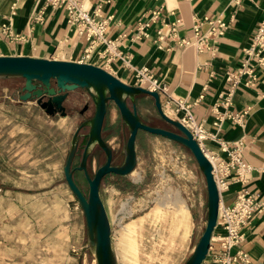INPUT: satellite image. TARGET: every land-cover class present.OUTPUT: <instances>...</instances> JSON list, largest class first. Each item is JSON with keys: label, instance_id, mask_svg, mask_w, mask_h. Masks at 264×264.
Segmentation results:
<instances>
[{"label": "crops", "instance_id": "obj_1", "mask_svg": "<svg viewBox=\"0 0 264 264\" xmlns=\"http://www.w3.org/2000/svg\"><path fill=\"white\" fill-rule=\"evenodd\" d=\"M85 4L94 6L95 0ZM154 10H161L159 19L146 29L147 38L136 40L138 22L148 21ZM104 12L112 15L105 35L108 39H120L116 46L120 56L107 60L92 55L85 60L86 42L67 24L64 8H52L42 0H0V56L88 63L130 86H135L133 70L146 67L154 78L167 84L175 101L190 106L195 122L213 136L201 141L206 152L226 159L216 140L226 142L230 148L233 142L244 141L242 157L253 170L246 184L230 183L221 193L220 203L232 206L243 188L257 192L264 201V69H255L257 78L253 86H244L246 77L240 78L229 106H223L219 99V94L229 87L225 80L227 72L240 68L246 58L244 50L264 24V0H112L104 6ZM205 16L221 17L228 24L224 35L217 39L213 54L198 53L193 46L179 47L169 37L164 38L161 48L157 47V30H163L164 23L180 19L179 36L191 40L193 18ZM4 27L11 35L3 32ZM206 29L204 25L202 31ZM11 81L14 80H0V91L8 99L1 107L17 102L14 95L7 96ZM18 102L35 106V114L30 118L32 127L25 134L4 129L0 124V257L9 256L13 264H94L86 250L84 216L80 207L73 206L75 198L63 174L73 135L70 131L77 117L68 113L48 115L34 100ZM149 103L154 108L149 96H136L140 118L141 110L149 113ZM73 106L71 102L68 108L73 111ZM108 111L111 126L115 116L111 109ZM228 115H241V123H235ZM4 116L0 111V120ZM172 116L178 119L183 112ZM221 116L223 119L215 127L214 121ZM165 128L172 130L170 126ZM184 207L188 218L183 224L176 222V226L187 238L172 245L170 264H184L202 233L197 236L195 214ZM218 233L220 230L216 229L213 235ZM244 236L241 247L251 264H264V212L253 216ZM125 261L135 264L137 252ZM141 263L139 260L138 264ZM202 264L219 263H214L208 252Z\"/></svg>", "mask_w": 264, "mask_h": 264}, {"label": "water", "instance_id": "obj_2", "mask_svg": "<svg viewBox=\"0 0 264 264\" xmlns=\"http://www.w3.org/2000/svg\"><path fill=\"white\" fill-rule=\"evenodd\" d=\"M22 79L24 81L19 101L34 100L46 114L66 115L64 103L70 92L83 90L89 96L93 114L83 120L75 129L68 148L63 167L65 182L75 198L84 216L86 228V250L94 264H117L112 244L111 225L100 197V182L108 175L127 176L136 165V140L139 132L162 137L184 147L193 157L206 189V219L204 229L198 238L190 256L184 264H202L205 260L213 235L220 203V196L212 175V166L203 154L199 144L191 133L178 120L168 117L160 102L158 93L142 87L127 85L106 70L88 63L60 61L55 59L33 58L29 56H0V80ZM143 94L153 100L154 108L160 120L172 130L152 127L143 123L136 111L135 98ZM109 103L117 109L122 123L128 130L123 148V162L120 166H111L112 148L104 141L101 132ZM84 107L80 114L84 112ZM86 128V142L78 166L73 161L79 147L80 130ZM94 147L104 154V163L90 177L86 162ZM81 171L87 183V193L76 184L73 173Z\"/></svg>", "mask_w": 264, "mask_h": 264}, {"label": "rangeland", "instance_id": "obj_3", "mask_svg": "<svg viewBox=\"0 0 264 264\" xmlns=\"http://www.w3.org/2000/svg\"><path fill=\"white\" fill-rule=\"evenodd\" d=\"M13 80L7 96L14 95L17 102L11 103V107H1V104L6 105L8 99L0 91V111L5 114L0 124L4 129L19 130L20 134H25V130L32 127L33 121L30 118H33L35 114V106L18 102L24 81L22 79ZM71 102H74L73 111L68 108ZM64 104L67 106V113L77 117L70 131L74 133L78 125L93 114L92 102L85 91L76 90L68 94ZM85 105L88 106L87 111L80 114L79 111ZM147 106L149 113L141 110V118L152 125L167 127V124L159 121L160 118L155 108H152L150 103ZM109 109L115 116V123L111 126L108 124L110 113L107 111V129L118 126L119 119L113 103L109 105ZM87 131L83 128L79 133L84 135ZM113 136L115 138H112ZM127 137L126 132L122 142H125ZM104 138L105 141L110 142L108 145L113 150L118 151L121 142L118 141L116 134H110L107 130ZM90 159L89 173L95 171L96 161L102 163L104 157L95 148ZM77 164L78 159L75 158L73 167ZM77 180L79 188L87 193V185L83 178L78 176ZM100 197L110 221L112 244L119 264H130L125 261L129 257L121 251L123 243L120 238L122 228L130 222L134 223L133 237L137 252L135 264H138L139 260L141 264H170L172 245L179 241L183 243L187 238L177 229L176 205H184L194 212L197 236L204 229L206 219L204 178L193 157L185 148L162 137L139 132L134 170L129 175L123 176L119 185L118 178L107 177L100 186ZM72 203L74 207H79L75 199ZM2 256L0 264H13L9 256L5 254Z\"/></svg>", "mask_w": 264, "mask_h": 264}, {"label": "built area", "instance_id": "obj_4", "mask_svg": "<svg viewBox=\"0 0 264 264\" xmlns=\"http://www.w3.org/2000/svg\"><path fill=\"white\" fill-rule=\"evenodd\" d=\"M41 1V0H37ZM45 5L52 8H64L67 13V24L74 30L76 35L85 42L84 59L88 60L92 55L98 58L110 60L112 56H120L116 51V46L120 39H108L105 35L112 15L104 12V6L110 5L112 0H95L94 6L87 7V0H42ZM161 15V10H154L150 13L148 21H139L136 26L135 39L148 37L146 29L151 23L156 22ZM206 25L207 29L202 31ZM227 22L221 17L211 19L207 16L203 18H193L191 31L193 38L188 40L181 37L178 31L181 27V20L175 19L164 23V29L157 30L155 43L158 48L162 47L165 37L171 38L179 47L193 46L196 52H213L216 48L217 39L224 35L227 29ZM3 32L11 35L7 27ZM16 37V36H14ZM246 58L243 60L240 68L234 72H227L225 80L229 83L226 91L219 94V99L223 106L231 104L235 89L240 85V78L246 77L244 86H253L256 81V68L264 69V24H262L253 37L252 44L244 50ZM135 86L142 87L151 92L158 93L164 113L175 119L172 115L178 111L183 112V116L176 119L185 128L189 130L192 137L199 144L203 154L209 160L212 166V175L216 184L219 196L228 189L230 183H240L242 185L248 182L253 167L244 162L242 149L244 141L239 140L232 143V147L224 141H218L220 150L226 154L227 158L222 159L217 154L206 152L202 148L201 141L206 138H213L202 125L197 124L190 112V106L181 101H175L168 92L167 84L154 78L149 70H133ZM235 123H241V115H228ZM223 117H218L213 125L217 127ZM264 212V201L255 191L241 189L236 195L232 206H224L219 203L218 216L215 229L220 230L217 235H212L208 252H211L212 261L219 264H251L248 253L242 249L244 241V231L249 226L253 216Z\"/></svg>", "mask_w": 264, "mask_h": 264}, {"label": "flooded vegetation", "instance_id": "obj_5", "mask_svg": "<svg viewBox=\"0 0 264 264\" xmlns=\"http://www.w3.org/2000/svg\"><path fill=\"white\" fill-rule=\"evenodd\" d=\"M68 97V96H67ZM67 99V98H66ZM111 103H109V105H110ZM109 105H108V108H109ZM64 106H65V108H66V113H67V106L64 104ZM84 107H86V109L84 110V112L85 111H87V109H88V106H84ZM83 112V113H84ZM82 113V114H83ZM92 116V115H91ZM119 117V116H118ZM90 118V117H89ZM106 118V117H105ZM140 118V117H139ZM140 120H141V118H140ZM143 123H145V124H147L146 122H144L143 120H141ZM147 125H149V124H147ZM163 128V127H162ZM110 131V134H116V136H118V141L119 142H121V146L118 148V151H115V150H113L112 149V153H113V155H112V160H111V166H120L121 164H122V162H123V158H124V155H123V148H124V143L125 142H122L123 141V137H124V133H128V130H127V128H126V126L122 123V121H121V119H120V117H119V119H118V126H116V127H114V128H109V129H106L105 128V120H104V125H103V128H102V132H101V135H102V138L104 139V141H105V138H104V133L106 132V131ZM138 137V136H137ZM79 147H78V150H77V152H76V155H75V158L76 159H78V163H79V160H80V157H81V154H82V150H83V147H84V144H85V142H86V134H84V135H80V137H79ZM136 142H137V140H136ZM107 143V142H106ZM95 148H97L100 152H101V154L103 155V157H104V154H103V152L98 148V147H94L93 148V150H92V152H91V155H92V153H93V151H94V149ZM91 155H90V157H91ZM90 157L88 158V160H87V162H86V170H87V173H88V175L90 176V177H92L93 176V172H90L89 173V169H91V159H90ZM74 158V159H75ZM104 161H105V157H104V160H103V162L102 163H100L98 160L96 161V168H95V170L97 169V168H99L103 163H104ZM77 166H78V164H77ZM76 167V166H75ZM78 176L79 177H81V178H83V180H84V182H85V184L87 185V183H86V181H85V178H84V174H83V172H81V171H77V170H75L74 171V173H73V177H74V180H75V182H76V184L78 185V187H79V183H78ZM107 177H116V178H118V185H119V183H120V181H121V179L123 178V176H117V175H113V174H108V175H106L103 179H102V181L100 182V186H101V184L105 181V179L107 178ZM84 193V192H83ZM84 194H86V193H84Z\"/></svg>", "mask_w": 264, "mask_h": 264}, {"label": "bare ground", "instance_id": "obj_6", "mask_svg": "<svg viewBox=\"0 0 264 264\" xmlns=\"http://www.w3.org/2000/svg\"><path fill=\"white\" fill-rule=\"evenodd\" d=\"M175 218L179 224H183L184 220L188 218V211L183 205H176ZM133 227V222L128 223L122 228V232L120 234V238L123 243L121 251L128 257H133L136 254V245L133 237Z\"/></svg>", "mask_w": 264, "mask_h": 264}, {"label": "trees", "instance_id": "obj_7", "mask_svg": "<svg viewBox=\"0 0 264 264\" xmlns=\"http://www.w3.org/2000/svg\"><path fill=\"white\" fill-rule=\"evenodd\" d=\"M184 148V147H183Z\"/></svg>", "mask_w": 264, "mask_h": 264}]
</instances>
